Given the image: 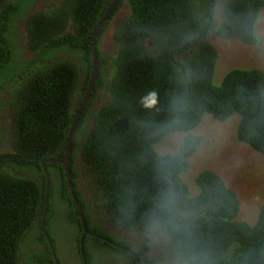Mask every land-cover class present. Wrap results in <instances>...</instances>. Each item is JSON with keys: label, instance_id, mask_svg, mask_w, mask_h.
Returning a JSON list of instances; mask_svg holds the SVG:
<instances>
[{"label": "trees", "instance_id": "obj_1", "mask_svg": "<svg viewBox=\"0 0 264 264\" xmlns=\"http://www.w3.org/2000/svg\"><path fill=\"white\" fill-rule=\"evenodd\" d=\"M31 1L0 0V93L11 97L10 106L0 98V109L15 114L12 141L0 137L13 148L0 154V264H54L42 230L41 161L64 154L90 81L91 33L113 0H62L25 19ZM124 2L131 16L111 36L110 53L98 51L94 90L71 146L75 195L95 233L83 242L87 263L111 255L118 264H264V197L245 220L244 203L219 174L198 171L195 195L183 177L203 141L193 130L206 114L220 121L237 115L238 141L264 157V72L234 67L215 83L218 52L210 42L213 35L257 45L264 0H121L102 29ZM150 90L158 103L149 110L141 98ZM177 131L187 132L180 147L159 153L156 146ZM45 169V232L59 264H82L76 211L66 218L69 228L53 224L57 198L75 207L63 166ZM80 186L90 189L86 203ZM102 213L132 231L134 243L119 238L113 247L99 238L107 234L91 218ZM91 242L97 251L88 250Z\"/></svg>", "mask_w": 264, "mask_h": 264}, {"label": "rangeland", "instance_id": "obj_2", "mask_svg": "<svg viewBox=\"0 0 264 264\" xmlns=\"http://www.w3.org/2000/svg\"><path fill=\"white\" fill-rule=\"evenodd\" d=\"M41 5V2L36 0L32 8L36 9ZM128 13L127 10L123 11L125 15ZM255 35L258 38V44L254 46L242 44L236 39L223 40L211 36L210 42L218 52L215 83L219 84L225 72L234 67L255 68L264 72V9L261 10L256 22ZM25 79H28V75L25 76ZM237 122V115L223 122L214 119L209 114L202 117L194 131L203 134V141L198 150L190 157L192 159L191 170H188L183 177L188 184L190 194L195 195L198 193L195 184L196 173L202 169L215 171L235 192L240 202L244 203L245 210H240V216L249 220L256 212V210H250L251 203L262 200L264 197V157L254 149L236 141ZM185 135L184 132L168 134L156 146V150L161 154L174 153ZM13 137L9 136L6 140L11 139L12 141ZM11 149L13 150V148ZM101 217L104 218L103 213ZM53 222L60 227L69 228L65 227L61 218L53 219ZM127 235L132 237L134 233L130 231ZM60 250L58 247V251ZM112 258L115 257L111 255L103 257L94 264H105Z\"/></svg>", "mask_w": 264, "mask_h": 264}, {"label": "flooded vegetation", "instance_id": "obj_3", "mask_svg": "<svg viewBox=\"0 0 264 264\" xmlns=\"http://www.w3.org/2000/svg\"><path fill=\"white\" fill-rule=\"evenodd\" d=\"M39 1L41 2L42 5L39 6L38 8H36V9H33L32 8V5L29 6V8L27 10V14L24 16L25 19L28 18V16L31 15L33 12H36V11L41 10L43 8V6H53L54 5V0H39ZM104 3H105V1H104ZM1 8H2V5H1L0 9ZM124 8H125V2L121 6L120 10L113 15V20L109 21L106 24V26L104 27V29H102V27L104 25H102L100 27V29L98 31V34H100L99 37H101V38H100V40H98V45H96L97 46V51H99V53L102 52L103 50L105 52H107V53H110V49H109V47H110V38H111V36L114 37L115 31H117V30L121 31L122 30V26L124 25V23H125V21L127 19V17L123 14ZM127 10H129V9L127 8ZM120 12H122V16L118 17V14ZM108 18H109V16L107 17V19ZM101 29H102V31H101ZM98 34H97V36H98ZM217 38H219V37H217ZM145 44H147L148 45L147 47H149V48L152 47V43H151L150 38H148V39L145 40ZM0 98L2 100H4L6 103H8V105L10 106L9 102L11 100V97L6 98L5 92H2L1 93ZM14 119H15V114L12 111L11 107L7 111L4 110V109H2V108L0 109V126L1 127H4L0 131V132L3 131V133H4V135H0L1 138H5L6 139L9 136H14L13 128H11L12 125L14 124V122H15ZM10 140L11 139H7V141H10ZM12 151L13 150L11 149V147L9 146V144H5V143H3V142L0 141V154H3L5 152H12ZM53 176L57 178L58 175L55 172L53 174ZM80 191L82 193L81 199H82V201L84 203H86L87 202V199H89V196H91L90 195V189L86 190L84 187L80 186ZM74 193H75V189H74ZM56 200H57L58 208H56V210H54V212L56 213V215L54 216V220L56 218H61V222H63V224L65 225V227H68L66 218H67L68 214L71 212L70 210H72V211L75 210L76 211L77 216H78V220H79V223H80V227L82 229H81V231L80 230L78 231V229H77V226L78 225L76 223L73 226V229L72 230L74 232H76V233L82 232V234L79 237L80 238V240H79V249H80V252H81V247H82L84 249V254H85V250L86 249L84 247V243L83 242H84L85 236L87 234L83 237V241L81 243V238L84 235V231H83V225H82V221H81V218H80L78 209L75 206L74 208H71V209L68 210V208L64 207V203H62V202L59 201V198H57ZM91 211L94 212V213L97 211L98 214L100 215V212L98 210H91ZM82 213H83V216H84L85 221H86V224H87V218L85 217V211L83 210V208H82ZM93 218H91V221H92L93 225L94 226L97 225L100 230H103V232L107 234V236H105V235L104 236H101L100 235L98 237L99 238H103V240L106 243H108L109 246L110 245L111 246L113 245V247H119L120 246V244L118 242L119 238L124 239V240H129V242L134 243V239H132V237L134 235L132 237L128 236L127 234H124V235L120 236V234L118 233L117 229L115 228L116 225L115 224H110L108 217L102 218L100 216V220H97V216H94L93 215ZM45 223H46V221H45ZM53 224H54V222H53ZM87 228H88V225H87ZM89 233H90L89 235H91V236L95 235L94 232H91L90 231ZM60 236H61V234H60ZM52 246L54 248V245L53 244H52ZM87 246H88V250H90V251L91 250L97 251V247L95 245V242L87 243ZM70 249H72V248H70ZM70 264H75V263L74 262H71ZM105 264H118V263H117L116 258H112V259L108 260Z\"/></svg>", "mask_w": 264, "mask_h": 264}, {"label": "water", "instance_id": "obj_4", "mask_svg": "<svg viewBox=\"0 0 264 264\" xmlns=\"http://www.w3.org/2000/svg\"><path fill=\"white\" fill-rule=\"evenodd\" d=\"M119 1L120 0H114L113 1V3L111 5V7L109 8V10L101 18V20L97 23V25L94 27V29H93V31L91 33L92 68H91L90 81H89L87 90H86V92L84 93V95L82 97L81 104H80V106L78 107L77 111L74 114V119L72 121L70 130L68 132V140H67V143H66V148H65L64 154H63L62 158H60V159H53V160L52 159H45V160L41 161L42 167L44 169L43 171H44V173L46 175L45 197H44L43 210H42V230L44 232L45 239H46V241L48 243V246H49L50 251L52 253V256L54 258L55 264H58V262H57V259L55 257L54 249H53V246H52V243H51V240H50L49 236L45 233L46 204H47L48 191H49V177H48L47 171L45 169V164L46 163H54L55 162V163L61 164L63 166L64 173H65V178H66L67 185H68V189L70 191L72 200H73L76 208L79 211V215H80V218H81V221H82V225H83L84 235L81 238V243H82L83 237L86 234H90V233H89L85 218H84L83 213H82V208H81L80 204L78 203L77 197H76V195L74 193V187H73V184H72V181H71V178H70V172H69L68 166H69V159H70V154H71V149H72L71 145H72V142H73V138H74L76 127H77V125H78V123L80 121V117H81V115L83 113L84 107L87 104V102H88V100L90 98V95H91V93L93 91V86H94L96 75H97L98 55H97V48H96V37H97V34H98V31H99L100 27L103 25V23L105 22L107 17L111 14V12L118 5ZM81 254H82V257H83V264H86L85 256H84V249L82 247H81Z\"/></svg>", "mask_w": 264, "mask_h": 264}, {"label": "clouds", "instance_id": "obj_5", "mask_svg": "<svg viewBox=\"0 0 264 264\" xmlns=\"http://www.w3.org/2000/svg\"><path fill=\"white\" fill-rule=\"evenodd\" d=\"M35 1L36 0H32L31 1V5L33 6L34 5V3H35ZM114 1V0H113ZM113 1H112V3H113ZM121 1V0H120ZM120 1H119V3H120ZM112 3L110 4V6H109V8L111 7V5H112ZM119 3H118V5H119ZM63 4V2H62V0H54V5H57V6H59V5H62ZM118 5L115 7V9L111 12V14L117 9V7H118ZM44 7V6H43ZM109 8H108V10H109ZM43 9V8H42ZM107 10V11H108ZM120 10V9H119ZM118 10V11H119ZM124 10H127V8L125 7L124 8ZM123 10V11H124ZM106 11V12H107ZM117 11V12H118ZM127 11H129V13L128 14H124L126 17H128V16H131V11L130 10H127ZM116 12V13H117ZM110 14V15H111ZM120 16H122V12H120L119 14H118V17H120ZM29 17V16H28ZM127 20V19H126ZM24 21H21L20 22V24H19V27H21L22 26V23H23ZM213 36V35H212ZM214 37H216V36H214ZM217 38V37H216ZM151 40V39H150ZM224 40V39H223ZM232 40V39H231ZM236 40H238V39H236ZM239 41V40H238ZM240 42V41H239ZM151 43H152V40H151ZM241 43V42H240ZM243 44V43H242ZM97 45V44H96ZM96 48H97V46H96ZM149 48V47H148ZM215 48V47H214ZM97 55H98V51H97ZM99 60V59H98ZM96 80V79H95ZM95 84V83H94ZM88 87V86H87ZM94 87V86H93ZM86 90H87V88H86ZM86 90H85V92H86ZM93 90H94V88H93ZM84 92V93H85ZM93 92V91H92ZM92 94V93H91ZM0 95H1V93H0ZM84 95V94H83ZM83 97V96H82ZM90 97H91V95H90ZM102 98V94L101 93H99V94H97V96L95 97V99L93 100V102H96V103H99L100 102V99ZM82 99V98H81ZM90 99V98H89ZM89 101V100H88ZM88 103V102H87ZM157 103H158V94H157V92L156 91H154V90H150L145 96H143L142 98H141V104L143 105V107L145 108V109H154L155 107H156V105H157ZM87 105V104H86ZM85 105V106H86ZM80 106V105H79ZM85 108V107H84ZM77 111V110H76ZM84 111V110H83ZM75 114V113H74ZM81 118V117H80ZM214 119H216L215 117H213ZM229 119V118H228ZM227 119V120H228ZM216 120H218V119H216ZM218 121H220V120H218ZM226 121V120H225ZM80 122V121H79ZM223 122V121H222ZM79 124V123H78ZM78 126V125H77ZM77 128V127H76ZM76 131V130H75ZM177 132H181V131H177ZM172 133H174V132H172ZM186 135H185V137L187 136V132H184ZM193 133L194 134H196V135H199V136H201L202 137V135L203 134H199V133H197L196 131H194L193 130ZM169 134H171V133H169ZM185 137H184V139H185ZM74 139V138H73ZM184 139H183V141H184ZM203 139V138H202ZM235 140V139H234ZM182 141V142H183ZM236 141H238V139H237V137H236ZM239 143H242V142H240V141H238ZM202 143V142H201ZM200 143V144H201ZM182 144V143H181ZM180 144V145H181ZM242 144H244V143H242ZM244 145H246V144H244ZM10 147H11V145H9ZM72 146V145H71ZM180 147V146H179ZM199 147V146H198ZM198 147H197V150H198ZM72 148V147H71ZM251 148V147H250ZM196 150V151H197ZM195 151V152H196ZM71 152H72V149H71ZM194 152V153H195ZM70 156H71V154H70ZM80 159H81V157H80ZM69 161H70V159H69ZM55 163V162H54ZM68 168H69V166H68ZM215 172V171H214ZM65 174V173H64ZM218 174V173H217ZM184 175V174H183ZM70 178H71V176H70ZM223 179V178H222ZM224 180V179H223ZM72 181V180H71ZM226 183V182H225ZM72 184H73V182H72ZM68 186V185H67ZM73 187H74V185H73ZM77 200H78V198H77ZM74 203V202H73ZM78 203L80 204V202L78 201ZM75 205V204H74ZM80 206H81V204H80ZM82 207V206H81ZM46 221V220H45ZM45 226H46V223H45ZM116 228H119L120 230L118 231V233L120 234V236H122V235H124V234H127V233H130V230H127V229H123V228H121L120 226H118V225H116L115 226ZM44 233V232H43ZM48 235V234H47ZM127 241V240H126ZM52 243V242H51ZM54 249V248H53ZM54 253H55V249H54ZM81 253V252H80ZM82 255V254H81ZM84 256H85V254H84ZM55 257H56V254H55ZM56 259H57V257H56ZM81 259H82V264H83V257L81 256ZM85 261H86V264H88L87 263V258L85 257ZM57 262H58V260H57ZM54 264H55V261H54ZM59 264V263H58Z\"/></svg>", "mask_w": 264, "mask_h": 264}]
</instances>
